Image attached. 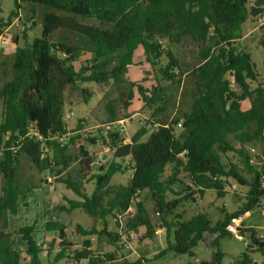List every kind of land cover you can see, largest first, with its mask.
<instances>
[{
    "label": "trees",
    "instance_id": "trees-1",
    "mask_svg": "<svg viewBox=\"0 0 264 264\" xmlns=\"http://www.w3.org/2000/svg\"><path fill=\"white\" fill-rule=\"evenodd\" d=\"M22 4L29 21L37 14L36 5L43 7L41 32L15 47L10 76L0 85V214L5 210L16 213L18 199H25L31 189L19 181L21 154L39 172L79 160L82 177L93 180L95 187L89 194L71 186L78 198L69 201V209H82L104 226L98 230L93 224L88 228L75 225L73 235L85 237L76 248L67 238L64 225L47 223L48 229L58 231L59 245L47 264L63 258L87 260L89 264H142L143 257L119 261L115 253L96 252L86 237H106L118 251L124 250L123 240L131 241L129 233L140 240L152 239L159 228L165 230L166 247L156 256L165 251L187 253L205 234H215L211 240L213 259L214 264H221L223 253L215 245L217 237L229 234L225 226L230 217L260 207L264 196L260 186L264 160L261 165L250 161V148L264 145V83L257 81L250 53L240 40L247 19L254 21L264 12V0H254L252 7L248 0H14L8 17L0 15V37L12 18L19 16ZM258 27V44L264 48V20ZM60 29L86 39L87 49L69 43L67 36L52 40ZM138 46H142L150 70L144 71L140 80H130L128 69ZM174 46L195 52L192 62L184 61ZM162 56L166 57L164 64H160ZM156 64L160 65L154 69ZM110 81L119 86L128 83V99H132L134 89L151 112L129 142L123 141L118 130L110 131V139L105 142L102 130H98L97 135L111 153L102 166L94 168V154L87 146L98 138L90 130L83 131L86 117L77 119L65 145L58 141L67 133L64 93L67 85L90 82L101 87ZM163 82L176 89L177 109L172 113L168 106L173 97ZM244 100H249L247 109L242 108ZM106 110L109 119L116 122L115 109L107 104ZM32 128L44 140L29 136ZM71 145L77 150H71ZM123 158H129L132 170L129 183L110 185L112 176L122 171L117 160ZM230 178L246 190L239 193V206L215 225L205 213L184 220L183 214L176 212L183 202L202 197L206 189L223 196ZM177 184L180 189L175 188ZM145 200L153 201L157 224H153ZM109 218L113 219V231L106 230ZM33 230V225H28L17 232L27 244L29 264H43L41 252L47 251L49 257L56 240L43 248L32 237ZM246 232L249 244L263 246L253 228L241 231L242 235ZM20 259V251L12 247L10 232L0 229V264H22ZM240 264L255 262L244 252Z\"/></svg>",
    "mask_w": 264,
    "mask_h": 264
},
{
    "label": "rangeland",
    "instance_id": "rangeland-1",
    "mask_svg": "<svg viewBox=\"0 0 264 264\" xmlns=\"http://www.w3.org/2000/svg\"><path fill=\"white\" fill-rule=\"evenodd\" d=\"M249 6H253L254 0H248ZM0 15L6 19L14 9V0H0ZM37 14L34 20L29 21L26 15L27 9L25 5H20L18 12V17H13L10 25L4 30L2 36L0 37V85L4 81L8 80L10 76V64L13 59L14 50L17 45H24L29 42L32 37L37 36L41 32V13L43 7L36 5ZM253 21L250 17L241 27V42L244 46L247 47L248 52L250 53L251 60L253 63V68L257 74V81L264 83V48L258 44V39L260 37L259 25L264 20V12L255 17ZM88 23H93L99 25V23L92 19L85 20ZM61 36L69 37V43H78L82 49H87L86 39H78L79 37L76 34H73L66 30H57L52 36V40H57ZM181 47H173L175 51L182 57L184 61L192 62L193 57H195V52L189 53V48L186 50H180ZM85 55L81 56V59ZM160 64L166 62V57L162 56ZM140 62H144L143 64ZM75 65L78 64L77 61L73 62ZM160 64L154 65L156 69ZM150 70V63L144 61L143 48L138 46L133 54V64L129 66L128 77L131 80H140L144 76V71ZM5 71L6 75L3 73ZM149 78L152 77V74L146 75ZM154 82V81H149ZM149 82H146L147 84ZM168 90L169 94L173 97L170 105L168 106L169 112L175 111L177 109V94L174 87H169L167 83H162ZM252 86L256 85V82H251ZM130 86L128 83H122L120 86L115 85L113 82H107L101 87L95 83H78L76 86L67 85L64 93V114L68 111L72 112V117L69 120L68 124L70 127L75 126V123L78 118H85L86 123L84 125V132L88 130L91 131V134L97 136L98 143L95 146H91L94 152L99 153L105 146L103 141L97 134L98 130H102L104 133L106 126L105 124H114L109 119V113L106 110V105H111L115 109L116 119H125L124 128L121 129L122 137L125 142L130 141L131 135L143 126L144 121L149 119L151 110L145 108L139 95L133 89L131 90L133 96L129 100L127 94L129 93ZM176 96V97H175ZM2 112V104L0 102V119ZM130 117V118H129ZM129 118V119H128ZM147 138V135L142 138L144 141ZM90 143V142H89ZM88 145V144H87ZM257 153H262L263 145L254 146ZM71 150L76 151L77 147L72 148ZM253 155L255 152L252 153ZM121 167L122 171L115 173L111 180L110 185H124L126 186L129 183V179L132 174V170L128 167L129 158H123L117 160ZM54 167V166H53ZM168 167L167 170H169ZM64 170V171H63ZM18 177L21 183H33L36 182V175L38 174L34 165L29 161V159L20 155V163L18 165ZM62 172L56 174V168H48L44 171V176H54V183L56 186V191L61 194H66L71 198H77L75 192L69 188L64 181V179L69 180L77 188L85 190L87 193H92L95 187L93 180L84 179L73 170V169H62ZM55 173V174H54ZM244 174L249 177V175L244 172ZM62 178H57L60 177ZM65 177V178H63ZM228 184L225 185L226 193L223 196H219L212 189H206L202 197H198L195 200H190L183 202L182 206L179 207L176 212H181L183 214V219L188 220L195 213H205L211 225H215L219 220L223 219L225 213H230L235 210L240 203L242 195L240 192L246 190V186H242L236 183L231 178L227 180ZM45 188V185L43 186ZM176 189H180V185L175 186ZM236 190V191H235ZM235 191V193H233ZM144 198V194L141 196ZM145 205L148 211V214L153 222L157 224L159 218L158 215L154 212V203L152 200H145ZM34 212V210H33ZM71 213V215H69ZM70 213H65L62 215V219L69 222V219H74L75 222L80 223L84 227H89L93 224L94 220L91 216L85 213L82 209H75ZM18 216V215H17ZM60 216V214L58 215ZM19 217V216H18ZM110 219V218H109ZM243 220V218H241ZM245 220V221H244ZM244 223L249 227L254 229L255 237L260 238L263 241L262 247H248L249 240L245 238V234L242 236V239L236 238L234 235L226 234L220 235L217 237L215 245L223 253L221 264H240L241 256L244 252H247L255 264H264V201L261 199V206L255 207L249 213V215L244 219ZM242 221V224H243ZM21 222V221H20ZM23 222V221H22ZM113 222V221H112ZM244 225V224H243ZM75 228V227H74ZM72 229V231L74 230ZM143 228H141V233ZM68 233H71L69 230ZM215 234H205L204 238L200 240L197 245L191 250L192 254L189 252L184 254H176L172 251H165L163 255L156 256V254L166 247V236L164 229H157L154 238L142 240L139 239L137 235H134L130 241V251L131 256L130 260L135 261L137 258L143 257L145 261L142 260L143 264H214L213 254L215 248L211 245V240ZM172 241L173 237H169ZM94 242V247L96 245H105L103 242L97 243ZM78 243L81 244V238H78ZM115 251L117 250L114 247ZM122 250H118V252ZM127 251V250H125ZM119 252V253H120ZM121 254H123L121 252ZM47 260V257L40 254V258ZM49 258V257H48ZM49 260H52L50 256ZM58 264H66L64 260H60Z\"/></svg>",
    "mask_w": 264,
    "mask_h": 264
},
{
    "label": "crops",
    "instance_id": "crops-1",
    "mask_svg": "<svg viewBox=\"0 0 264 264\" xmlns=\"http://www.w3.org/2000/svg\"><path fill=\"white\" fill-rule=\"evenodd\" d=\"M248 107H249V100L242 101V108L247 109ZM124 142H125V140H124ZM128 142H129V140H128ZM97 143H98V141L95 144H89L87 146L88 151L92 152L94 155H96L97 152H94L95 150H92L91 146H95ZM75 147H76V145L70 146L71 149L75 148ZM101 152H105V149L103 148ZM52 168L53 169L56 168V171H57L56 174L59 172L61 173L62 172L61 170L63 168L64 169L70 168V169H73L78 174V176L81 177V179L83 178L82 174H81L79 160L72 161L65 166L57 165V166H54ZM17 170H18V167H17ZM36 171L38 173L35 176L36 182L23 184L19 180L22 185L31 186V189L27 192L25 199H23V200L20 198L18 199V201H17V212L12 214L9 211L5 210L0 214V229H6L10 232L12 247L14 250L20 251V258H21L20 260H21L22 264H29V261H28L27 255L25 253V249H26L27 244L22 239L21 235L17 232L20 227L33 225L34 230L32 232V237L36 240L37 243H41V244L46 245V244H49V242L56 240V242L54 244V249L51 251V254L49 255V258L51 256L52 260H53L55 253L57 252L58 246H59L58 242H57L58 231L56 229H48L47 223L58 222V223L64 225L67 236H68L67 238L74 243V247H76V248L81 246V244L78 243V238H81V241H82V239H84L85 237L74 236L72 233L73 232L72 229L77 224L83 228H88V227H84L83 225H81L78 222H75L74 219H72V218L69 219V222L62 219V215H64L65 213H70L71 211L75 210V209H72V210L69 209V206H70L69 201L72 199H77L78 198L77 195H76L77 198H71V197L67 196L66 194L58 193L56 191L55 184H53L55 181L54 176L52 177L51 181H47L46 178L48 175L44 176V174H45L44 171L39 172L37 169H36ZM59 176L60 177H57V178H62L61 175H59ZM63 178H65V177H63ZM64 181L66 182V184L69 188L72 189V187H75L76 189L81 190V189L77 188L76 186H74V184L71 183L69 180L64 179ZM44 185H45V188L43 187ZM0 186H1V179H0ZM0 195H1V190H0ZM76 209H79V208H76ZM33 210H34V212H33ZM249 213H250V211L243 213L241 215V218H243V220H244L249 215ZM59 214H60V216H58ZM69 215H71V213ZM112 221H113L112 218L107 219V228H106L107 231H113L114 230V224ZM244 221H243V224H244L243 227H245L246 228L245 230H247V228H250V227L247 224H245ZM93 225H95L98 230H101V228L104 226L103 223L99 220H97L96 222L94 221ZM69 230L71 231V233H68ZM244 236H245L246 242H247V238L249 240V233L246 232ZM86 238H89L91 240V244H92L91 249L92 250H94L96 252H100V253H106V252L115 253L116 254L115 255L116 260H119V261L123 258L130 260V256L132 254L131 251H125L122 249L121 252L124 254V256L121 254L120 251H119L120 253L119 252L117 253V251L115 252L114 246L107 241L106 237L89 236ZM95 240H96V244L103 242L105 245H96V249H95L94 242H93ZM262 243H263V241H262ZM248 247L252 248V245L248 244ZM41 253L43 255H45L47 257V259H49L47 256V251H42ZM245 253H247V252H245ZM41 259L43 260V264H47V260H45L44 257ZM52 260H49V261L52 262ZM60 260H64L66 264H89V262L87 260H83L80 262H74V261L68 260L66 258H63ZM59 261H57L56 263H53V264H58ZM105 264H112V262H105Z\"/></svg>",
    "mask_w": 264,
    "mask_h": 264
},
{
    "label": "built area",
    "instance_id": "built-area-1",
    "mask_svg": "<svg viewBox=\"0 0 264 264\" xmlns=\"http://www.w3.org/2000/svg\"><path fill=\"white\" fill-rule=\"evenodd\" d=\"M71 117H72L71 111L66 112L63 116V120L66 123L67 133L64 135V137L58 138V141H60L61 145H65L67 143L66 142V136L70 135L71 130L74 128V126L70 127L68 124ZM124 123H125V119H123V120L119 119L118 121H116V125L113 129L109 126H106L104 133H102L103 137H104V141L105 142L109 141V139H110L109 132L110 131L114 132V131L118 130V131H120V134H121V129L124 128ZM180 125H181L180 123L177 124V126H180ZM28 135L33 137L34 140H39V141L44 140L42 135L39 134V132L35 128L30 129L28 131ZM121 136H122V134H121ZM263 147H264V145H263ZM104 149H105V152H101L102 151L101 150V151H99V153H96V155H94L93 161L91 162L92 167L98 168L99 166H102L105 163L107 156H109L111 153V150L107 146H105ZM250 151H251V153L255 152V154L252 155L250 161L254 164L261 165L263 160H264V148H263L262 153H260V154L255 151L254 147H251ZM257 157H259V158H257ZM46 179H47V181H51L52 176H47ZM260 186L263 188V191H264V176L261 178ZM262 199L264 201V196ZM242 221L243 220L241 219V216L230 217L228 223L225 226V229L229 232L230 235H234L236 238L242 239L243 235H242L241 231L246 229L245 227H243ZM129 237H131V238L134 237V234L132 232L129 233ZM123 238H125V236H123ZM123 246H124V250H127V251L131 250L130 249V242L123 240ZM43 248H47V246L45 244H43Z\"/></svg>",
    "mask_w": 264,
    "mask_h": 264
},
{
    "label": "water",
    "instance_id": "water-1",
    "mask_svg": "<svg viewBox=\"0 0 264 264\" xmlns=\"http://www.w3.org/2000/svg\"><path fill=\"white\" fill-rule=\"evenodd\" d=\"M263 192H264V191H263ZM189 253H190V254H192V252H191V251H189Z\"/></svg>",
    "mask_w": 264,
    "mask_h": 264
}]
</instances>
